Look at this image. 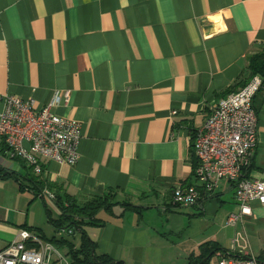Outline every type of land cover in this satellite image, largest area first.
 Instances as JSON below:
<instances>
[{
    "label": "crops",
    "instance_id": "obj_1",
    "mask_svg": "<svg viewBox=\"0 0 264 264\" xmlns=\"http://www.w3.org/2000/svg\"><path fill=\"white\" fill-rule=\"evenodd\" d=\"M263 46L264 0H0V111L3 94L33 98L39 109L54 90H69L68 103L51 111L80 122L78 161L45 160L39 189L23 162L0 153V168L19 179L0 177V250L23 226L46 237V211L55 218L44 188L63 202L110 189L113 206L84 226L97 253L125 264H187L213 242L219 250L207 264L220 252L264 256V204L251 201L240 217L233 182L201 189L191 141L210 106L249 80L247 56ZM261 77L251 180H264ZM190 184L198 201L172 205L173 188ZM64 232L46 238L77 247L79 233ZM55 245L64 264H75Z\"/></svg>",
    "mask_w": 264,
    "mask_h": 264
},
{
    "label": "built area",
    "instance_id": "obj_2",
    "mask_svg": "<svg viewBox=\"0 0 264 264\" xmlns=\"http://www.w3.org/2000/svg\"><path fill=\"white\" fill-rule=\"evenodd\" d=\"M263 85L262 77L252 75L235 91L212 104L201 128L196 130L192 149L197 166L194 175L203 190L212 191L218 181L233 182L238 216L251 214L249 203L264 204V180L246 178L256 146V111L254 95ZM69 90H54L41 108L33 98L23 99L3 94L0 111V137L7 147L9 159L21 160L41 177L45 160L74 165L78 161L80 122L52 112L58 104H67ZM41 194L55 199L54 193L43 189ZM200 197L195 185L177 186L171 193V204L191 206ZM236 215H230L232 223ZM68 234L74 230L64 229ZM65 255L51 241L27 228H20L15 237L0 250V264H64ZM217 264H259L252 256L218 255Z\"/></svg>",
    "mask_w": 264,
    "mask_h": 264
},
{
    "label": "trees",
    "instance_id": "obj_3",
    "mask_svg": "<svg viewBox=\"0 0 264 264\" xmlns=\"http://www.w3.org/2000/svg\"><path fill=\"white\" fill-rule=\"evenodd\" d=\"M247 62H248L247 69L249 71L250 77L255 74L264 76V46L255 53L247 56ZM6 150L7 147L2 140L0 143V153H4V151ZM194 163L196 165L197 160ZM27 168L31 170L30 167L27 166ZM0 177L2 178L14 177L16 181H19L18 177L15 176L14 172L5 171L1 168H0ZM24 178L30 181L33 185H35L34 188L41 187L42 181L40 180V176L35 175L34 173H32V171L29 175L26 174ZM23 187L24 186L20 185V189H23ZM32 190L34 191V194H36V190L34 189ZM54 196L55 199H53V201L56 203L57 207L59 208L60 214L57 219H52L49 215V212L46 211L48 222L57 228L73 229L75 233L76 232L79 233L80 242L79 245L75 247L74 244L63 238L55 239L54 237L46 238L44 236H42V238L51 241L54 244L65 245L67 247L66 254L69 257L71 263L125 264L120 260H114L110 258L106 254L97 253L96 243L89 238L86 231L84 230V226L86 224L92 223L94 221V216L99 210L102 209L109 210L113 206L114 204L113 194L110 192V189H106V192H104L102 196L92 195L85 201H78L75 198L66 196L64 197L65 200L63 202L61 199L62 197L60 195L54 194ZM123 205L125 207H129V206L133 207L132 205L125 203ZM23 228L29 229L28 227L25 226H23ZM217 250H219V248L216 246V244H214L213 242H205L199 246V253L197 255L191 254L188 256L187 264H207L210 257ZM257 260L259 263L264 264V256H261Z\"/></svg>",
    "mask_w": 264,
    "mask_h": 264
},
{
    "label": "rangeland",
    "instance_id": "obj_4",
    "mask_svg": "<svg viewBox=\"0 0 264 264\" xmlns=\"http://www.w3.org/2000/svg\"><path fill=\"white\" fill-rule=\"evenodd\" d=\"M29 169L28 168H23L22 169V173L23 174H25V173H27V172H29L28 171ZM29 174H30V172H29ZM201 189H203V186H199ZM174 189V188H173ZM253 201V200H252ZM39 203H40V201H39ZM38 204V203H37ZM54 203H53V201L52 200H50V199H47V207H48V209L51 211V213H52V216H53V218H55V219H57V214L55 213L56 211H55V207H54V205H53ZM40 205H41V203H40ZM39 206V205H38ZM175 206V205H174ZM40 208V207H39ZM37 209V211H38V207L36 208ZM39 210H41V209H39ZM40 212V211H39ZM34 213L36 214L35 215V220L36 221H40L39 220V218L41 217V215L39 214V216L40 217H38V214H37V212L36 211H34ZM42 218V217H41ZM46 229L47 230H45V232H46V237H51V235H57V234H62V235H65V234H63V233H61V232H64V231H62V229H58L57 227H54V226H52V225H50V224H46ZM65 233V232H64ZM73 240L76 242L77 241V236H74V238H73ZM60 251L61 252H64L65 251V249H63V248H60ZM218 255H229V256H235V257H243V256H248V255H250V254H246V255H232V254H227V253H222V252H220ZM218 255H217V259H218ZM256 258V257H255ZM217 259H216V261H217ZM259 263V262H258ZM260 264V263H259Z\"/></svg>",
    "mask_w": 264,
    "mask_h": 264
},
{
    "label": "bare ground",
    "instance_id": "obj_5",
    "mask_svg": "<svg viewBox=\"0 0 264 264\" xmlns=\"http://www.w3.org/2000/svg\"><path fill=\"white\" fill-rule=\"evenodd\" d=\"M56 114V113H55ZM58 115V114H57ZM196 132V131H195ZM194 136H195V133H194V135H193V137H192V144H193V142H194ZM1 138V137H0ZM2 139V138H1ZM193 150V149H192ZM194 153V152H193ZM195 156V155H194ZM196 157V156H195ZM197 159V158H196ZM197 164H198V162L196 163V165L195 166H197Z\"/></svg>",
    "mask_w": 264,
    "mask_h": 264
},
{
    "label": "water",
    "instance_id": "obj_6",
    "mask_svg": "<svg viewBox=\"0 0 264 264\" xmlns=\"http://www.w3.org/2000/svg\"><path fill=\"white\" fill-rule=\"evenodd\" d=\"M261 264V263H260Z\"/></svg>",
    "mask_w": 264,
    "mask_h": 264
}]
</instances>
